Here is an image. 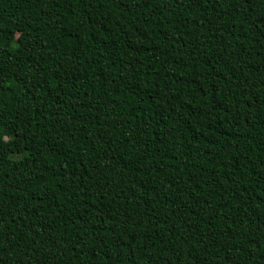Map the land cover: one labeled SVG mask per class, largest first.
I'll return each mask as SVG.
<instances>
[{
  "label": "trees",
  "instance_id": "trees-1",
  "mask_svg": "<svg viewBox=\"0 0 264 264\" xmlns=\"http://www.w3.org/2000/svg\"><path fill=\"white\" fill-rule=\"evenodd\" d=\"M0 264H264V0H0Z\"/></svg>",
  "mask_w": 264,
  "mask_h": 264
},
{
  "label": "rangeland",
  "instance_id": "rangeland-1",
  "mask_svg": "<svg viewBox=\"0 0 264 264\" xmlns=\"http://www.w3.org/2000/svg\"><path fill=\"white\" fill-rule=\"evenodd\" d=\"M19 36L18 35H16V38H18Z\"/></svg>",
  "mask_w": 264,
  "mask_h": 264
}]
</instances>
